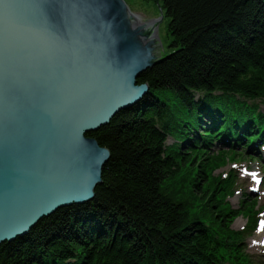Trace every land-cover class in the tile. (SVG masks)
Returning a JSON list of instances; mask_svg holds the SVG:
<instances>
[{
    "label": "trees",
    "instance_id": "obj_1",
    "mask_svg": "<svg viewBox=\"0 0 264 264\" xmlns=\"http://www.w3.org/2000/svg\"><path fill=\"white\" fill-rule=\"evenodd\" d=\"M157 1L170 19L173 51L137 79L149 86L140 103L89 134L110 152L93 200L60 209L24 238L1 245L0 264H219L215 254L235 258L203 224L206 218L211 229L231 232L228 213L214 197L207 203L203 183L213 178L211 164L203 163L194 178L186 163L193 158L182 160V150L166 142L182 139L198 117L200 124L211 119L209 130L227 116L233 120L235 107L227 100L233 94L264 95V0ZM252 114L240 109L242 121L262 122Z\"/></svg>",
    "mask_w": 264,
    "mask_h": 264
},
{
    "label": "water",
    "instance_id": "obj_2",
    "mask_svg": "<svg viewBox=\"0 0 264 264\" xmlns=\"http://www.w3.org/2000/svg\"><path fill=\"white\" fill-rule=\"evenodd\" d=\"M158 26L125 0H0V246L93 200L110 152L89 134L148 94Z\"/></svg>",
    "mask_w": 264,
    "mask_h": 264
},
{
    "label": "rangeland",
    "instance_id": "obj_3",
    "mask_svg": "<svg viewBox=\"0 0 264 264\" xmlns=\"http://www.w3.org/2000/svg\"><path fill=\"white\" fill-rule=\"evenodd\" d=\"M128 4L129 8L133 11L135 15H137L141 22L143 23H152L154 21L158 22V35L157 38L159 40L156 54L157 56L163 55L166 56L169 54L172 50L171 43L173 41L170 31V19L166 17V11L164 10L162 4L158 2L157 0H125ZM154 53V55H156ZM199 97H202V95H199ZM175 100H170V104H174ZM262 109L264 110V107L262 106ZM195 131V128L187 131L184 135L191 136L193 132ZM198 140H202L199 136L197 137ZM210 141V140H208ZM235 143V141H233ZM178 141H175L173 138H169L166 142L169 146H176V148H181L178 144ZM207 143V142H204ZM203 145V143H202ZM249 145L248 142H241L239 145V148L241 149H233V148H226L225 151L229 153L228 157H225L223 159V156L218 157L215 153L216 151H221L222 148L214 147L213 148H207L203 146L200 150V154L198 155H191L190 153H187V150H183L182 152L185 154L184 158L180 156L183 159L187 160V158H193L190 161L186 162L189 163L190 168L194 170V178H196V175L203 170V163L207 162V164H211V169L209 172H213L214 177L210 178L207 177L205 180V184L203 183L205 189L208 191V198L207 203L211 197H214V200L218 204V207H221L225 210V212L228 213L227 222L225 224V227L230 226V229L234 231H244L247 228V225L249 227L246 230V233L250 234V236H246L243 240V244L241 245V248L244 249L242 252L237 251L238 245L241 243V241H237L236 239H241L242 234H235L232 231L224 235L221 233L218 229H214L215 231L211 230L208 227L209 222L208 219L203 218V224L206 226L212 236L219 239L222 238L223 241H233L234 245L230 248L229 252L233 255L238 257V255H246L247 260H249V263L246 264H252V262H256L257 264H264V233H262V230L264 227L262 225L257 224L258 218L260 220H264V209L259 210L257 206H261L264 208V195L261 194V186L257 185L254 181L255 178H252L251 175L248 174L247 169L251 171H255V167L261 165L264 167L263 161L256 160L257 158L252 155L251 152L244 153L242 149H246V147ZM238 152V156H234L233 153ZM179 155L176 158H180ZM235 160H245L246 162L236 163ZM221 162L220 167H218L219 163ZM236 166L238 168L236 169ZM234 170L237 174V177H234L232 179H225L226 175L229 171ZM204 172V171H203ZM205 173V172H204ZM225 176V177H224ZM199 177V176H198ZM214 179L215 182L212 183L211 180ZM218 179V180H217ZM231 181L236 184V189L234 196L232 198H227L225 195L228 193V189L226 188L227 184H230ZM207 194V195H208ZM196 204V203H195ZM204 204V203H203ZM257 205V206H256ZM205 207V205H203ZM198 213H194V211H190L189 215H197ZM236 214H241L237 219L232 220V216ZM213 222H218L214 221ZM222 243V242H221ZM221 257V256H219ZM223 260H226V258L221 257ZM240 263L244 262L245 260L239 258Z\"/></svg>",
    "mask_w": 264,
    "mask_h": 264
},
{
    "label": "bare ground",
    "instance_id": "obj_4",
    "mask_svg": "<svg viewBox=\"0 0 264 264\" xmlns=\"http://www.w3.org/2000/svg\"><path fill=\"white\" fill-rule=\"evenodd\" d=\"M197 144H200L198 140L185 141L181 146V148H183V150H187L188 152H190L191 155H197L199 154V151L191 147V145H197ZM262 233H264V230H262Z\"/></svg>",
    "mask_w": 264,
    "mask_h": 264
},
{
    "label": "flooded vegetation",
    "instance_id": "obj_5",
    "mask_svg": "<svg viewBox=\"0 0 264 264\" xmlns=\"http://www.w3.org/2000/svg\"><path fill=\"white\" fill-rule=\"evenodd\" d=\"M141 21V20H140Z\"/></svg>",
    "mask_w": 264,
    "mask_h": 264
}]
</instances>
